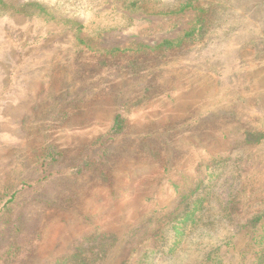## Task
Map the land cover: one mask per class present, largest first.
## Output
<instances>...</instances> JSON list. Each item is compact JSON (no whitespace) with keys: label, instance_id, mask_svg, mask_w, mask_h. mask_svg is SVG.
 Wrapping results in <instances>:
<instances>
[{"label":"rangeland","instance_id":"1","mask_svg":"<svg viewBox=\"0 0 264 264\" xmlns=\"http://www.w3.org/2000/svg\"><path fill=\"white\" fill-rule=\"evenodd\" d=\"M183 1L0 0V264H264V0Z\"/></svg>","mask_w":264,"mask_h":264},{"label":"trees","instance_id":"2","mask_svg":"<svg viewBox=\"0 0 264 264\" xmlns=\"http://www.w3.org/2000/svg\"><path fill=\"white\" fill-rule=\"evenodd\" d=\"M195 2H193V0H185L182 2V4L180 5V8L179 10H176V11H173V13H177V12H184L185 10L187 9H191V8H194V9H197L199 11L202 12V9L201 8H198L197 6H195L194 4ZM169 13H172V12H169ZM193 30H190L189 32L186 33L187 36L189 35H193L194 32H195V28H192ZM172 43L174 42H165V44L167 45H171Z\"/></svg>","mask_w":264,"mask_h":264}]
</instances>
